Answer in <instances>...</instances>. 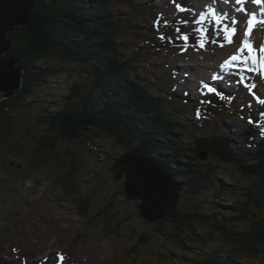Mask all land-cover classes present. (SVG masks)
<instances>
[{"label": "trees", "instance_id": "obj_1", "mask_svg": "<svg viewBox=\"0 0 264 264\" xmlns=\"http://www.w3.org/2000/svg\"><path fill=\"white\" fill-rule=\"evenodd\" d=\"M122 1L38 0L31 24L10 33L16 41L10 55L22 58L24 82L15 97L0 103V171L14 168L6 158L21 154L14 140L16 121L36 108L35 89L59 75L73 74L76 78L69 92L57 103L60 109H46L40 118L52 135L47 133L39 144L32 143L33 148L54 154L60 139L93 142L104 134L115 136L120 146L173 175L187 195L201 203L189 211H173L154 225L171 244L164 258L174 264L256 261L264 254V204H252L255 184L246 186L249 190L242 194L230 173L240 172L255 183L264 164L259 156L264 154V139L242 142L225 123L222 131L205 124L193 126L169 108L171 95L150 77L153 68L146 71L152 66L150 56L156 54V46L147 38L149 32L143 30L146 14L138 5ZM204 151L211 157L205 162L198 158ZM44 154L40 167L48 163ZM29 174L22 180L11 174L16 190ZM74 179L73 175L61 177L58 183L77 199L80 216L89 218L94 200L81 194ZM116 196L124 197L125 191ZM114 206L111 200L89 218L92 227L100 225L113 234L129 224L131 216ZM166 222L172 224L171 229H165ZM7 235L6 229H0L1 244ZM140 237L142 243L149 242V235Z\"/></svg>", "mask_w": 264, "mask_h": 264}, {"label": "rangeland", "instance_id": "obj_2", "mask_svg": "<svg viewBox=\"0 0 264 264\" xmlns=\"http://www.w3.org/2000/svg\"><path fill=\"white\" fill-rule=\"evenodd\" d=\"M165 1L123 0L121 4L133 3L147 6L149 11L145 10V13H150L151 16L157 15L159 20L163 17L171 22L172 18H176L177 12ZM158 5L162 8H158ZM143 21L145 23L146 20ZM155 25L158 28L161 27L162 30L158 33L154 30L149 37L155 41H161L167 49L159 54L158 58L153 54L150 56L149 61L154 67L146 71L153 68L150 75L152 79H155L159 70L166 76L163 80H159L160 82L186 93L188 95L186 100L181 98V92L177 93L173 104L182 115L195 116L198 119L201 117L200 111L207 107L205 103L211 101L215 106L213 103L217 102L216 99L210 100L208 97L196 98V94L201 95L204 92L193 89L189 94L185 91L192 85L190 84L192 82L185 83L186 77H183L181 71L184 65L181 61L190 58V56L184 57L190 52L208 55L222 46L207 43L209 40L207 38L204 40L206 42L203 43L204 47L201 48L199 39H190L189 34H183L179 30L174 31L168 25L159 23ZM206 30L209 33L203 31V35L207 37L214 35L210 29ZM241 33L248 37L251 35L245 27ZM184 36L188 37L186 43L181 40ZM224 37L227 44L223 45H235L228 43L229 35ZM248 37L241 39L236 45L239 54L238 52L229 54V57L242 55L246 64L241 65L242 70L238 73L233 72L237 76L236 85L230 87V91L222 93L230 96L238 93L244 98V100L241 99V103L233 107L238 110L231 113L229 117L226 116L229 122L236 127H241L246 133L256 130L255 133L257 134L258 131L257 135H260L261 128H264V103H261L264 100V52L260 51L262 48L260 44L253 42V38L249 40ZM245 42L254 49V54L258 58L257 62H252L249 54L239 51L244 47ZM249 61L253 66L251 72ZM248 69L249 71L243 72ZM170 75H172V80L169 83L167 77ZM189 76L191 77L189 81L197 80L199 77L194 73H190ZM75 78L73 74L67 77L61 76L58 80H50L37 87L34 92V101H37L36 108L31 112H25L26 117H21L16 121L14 140L19 143L21 154L6 158L14 165V168L13 166L4 167L3 171H0V229L2 231L6 229L8 234L3 238L4 244L0 243L3 252H0V258L5 257V264H174L162 256L166 247H170L171 244L163 238L154 225L141 218L136 208L137 202L116 196L124 190L125 180L116 181L111 168L115 159L122 157L129 151V148L119 146L115 136L102 135L93 142L87 139H76L73 142L60 139L57 152L54 154L39 153L33 148L32 143L39 144L43 136L48 133L46 126L40 122L41 116L46 109L49 112L60 109V105L57 104L61 101L59 98L69 92ZM224 85L226 86V83L223 87ZM258 97L260 99H257ZM249 119L253 122L249 123ZM215 120L213 118L208 124L214 125ZM48 134L51 136L52 132L49 131ZM43 154L47 157L48 163L40 167L39 163L43 160ZM15 165L23 171H18V169L15 171ZM26 172L30 173L28 178L17 183L16 186L20 189L16 190L13 181L10 180L11 174L22 180ZM71 175L75 177L73 181L78 185L81 194L90 196L94 200L89 218L95 217L108 202L113 200L117 205L114 206V210H118L124 216H131L129 224L113 234L100 225H95L93 228V223L89 222V218L85 219L80 216L77 199L73 197L71 191L58 183L61 177L67 178ZM230 176L237 185H242L240 188L242 194L248 190L243 186L252 185L250 179L237 173L233 172ZM229 195L232 197L231 194ZM197 204H201L199 199H191L185 195L181 196L178 207L180 210L189 211ZM89 227L91 229L85 231ZM171 227V223H165V229H171ZM83 229L85 233L81 234L80 231ZM143 233L150 236L148 243L140 241V235ZM217 243L221 244L219 241ZM206 245L213 247L210 243ZM61 255L63 256L62 261ZM248 264H264V255L256 261H249Z\"/></svg>", "mask_w": 264, "mask_h": 264}, {"label": "water", "instance_id": "obj_3", "mask_svg": "<svg viewBox=\"0 0 264 264\" xmlns=\"http://www.w3.org/2000/svg\"><path fill=\"white\" fill-rule=\"evenodd\" d=\"M38 0H0V102L11 99L22 89L24 65L22 58L11 55L16 41L10 36L18 27H28L32 10ZM116 181L125 179L126 199L137 202L142 219L154 224L163 220L178 208L181 187L150 159L137 157L129 152L115 159L111 168ZM136 177L133 185L131 175ZM262 183L257 189L253 203L264 202V167L261 170ZM145 193L148 202L145 201Z\"/></svg>", "mask_w": 264, "mask_h": 264}, {"label": "bare ground", "instance_id": "obj_4", "mask_svg": "<svg viewBox=\"0 0 264 264\" xmlns=\"http://www.w3.org/2000/svg\"><path fill=\"white\" fill-rule=\"evenodd\" d=\"M214 1H216V4H213ZM165 2L166 4L170 6V8L174 7L177 12L176 19L173 21V24L176 30L181 31L182 33H187V34L192 35L193 36L191 37L192 39H196L197 36L202 37V35L200 34H203V32L199 31L198 27H205L207 26V23L214 22L211 19H214V20L216 19L212 14L213 9H215L217 11V15L219 16V19L221 16L222 17L220 19L221 22L219 26L215 28V30H217L218 32L208 38L209 40L207 43H210L211 45H214V46L225 44L226 43L225 38L221 34H224L227 31L231 32L229 30L233 27H237V29H241L245 27L244 22L249 17L248 12L242 10L243 5L241 6L242 9H239L238 7H236L235 9L236 11L235 10L233 11L234 0H228L227 3H225V0H166ZM247 2L249 3V0H247ZM205 7H209L210 10L206 12V17L204 18L205 22L204 23L199 22L198 24L197 14L199 12H203ZM158 8H162V7L158 5ZM248 9L252 11L254 8L248 7ZM227 13H228L227 19H225L223 15ZM236 18L239 23L233 22V20ZM262 31L263 32L261 33V35L264 37V29ZM256 33H257L256 31H253V36L255 37L254 42L257 40V43L261 44L262 46L263 41L262 39H259L258 35H255ZM181 40L183 43H186L184 39H181ZM198 41H199V44L201 42L206 43L203 39L198 40ZM206 46L208 47L207 44ZM160 47L161 49H164L163 46H160ZM236 52H238L236 45L235 47L229 46V45H223L222 47L215 49L213 53L208 54V55L200 54L198 52H190V54H185L184 57L190 56V58H187L186 60L181 61L182 64L184 65L182 75L183 77H186L190 73L198 74L199 75L198 80H196L195 82L191 81L192 83L190 84H194L195 85L194 87H197V90L201 92L206 91L207 85H210L211 88L221 87L220 82L214 79L212 71H216L217 73L227 77L225 82L229 86H234L236 85L237 80L233 78L229 79L230 76H228L227 74V72H229L228 71L229 68H224L222 66L225 61L229 60L230 58L229 54L236 53ZM202 59H206V60H202ZM237 63L238 62H236L233 65H235L236 69L238 70L240 64H237ZM251 64L252 63L249 62V65ZM234 77L236 78L235 75ZM190 86L191 87H189L188 89L192 88V85ZM222 90H223V87H222ZM212 93H215V92H208L206 93V95L212 94Z\"/></svg>", "mask_w": 264, "mask_h": 264}, {"label": "snow or ice", "instance_id": "obj_5", "mask_svg": "<svg viewBox=\"0 0 264 264\" xmlns=\"http://www.w3.org/2000/svg\"><path fill=\"white\" fill-rule=\"evenodd\" d=\"M228 0H225V3H227ZM254 3L256 4H260L262 2V0H253ZM237 3H241V0H237ZM212 14L213 16L216 18V22L219 24L221 21L219 19V16L217 15V11L215 9H213L212 11ZM225 19H227V16H225ZM237 23H239L237 21ZM257 23H264V21H257L256 19V16L255 14H252V18L251 20H249V29H248V32L250 33L251 30H252V26L256 25ZM234 34V33H233ZM163 38V37H162ZM183 39L185 41L188 40V37L187 36H184ZM228 43L231 44L233 43V40L231 37H228ZM237 44H239V40H237ZM223 46V45H221ZM200 47L203 48L204 45L203 43L201 42L200 43ZM239 51L241 53H244L245 51H247L249 53V55L251 56V60L252 62H257V56L254 54V49L251 47V45H249L247 42L244 43V47L240 48ZM261 52H264V48H261L260 49ZM237 61H240V62H245L243 60V57L242 55L241 56H237V55H232L229 60L225 61L224 65L222 67L224 68H230L233 64H235ZM210 91H214L213 89H209ZM261 103H264V100L261 101ZM253 121L251 119H249V123H252ZM257 126H259V122H257ZM261 134L264 135V128H261ZM131 175V174H130ZM131 179H132V183L133 185L136 184V177L134 175H131ZM145 201L146 203L148 202V195L145 193ZM61 261L63 260V256L61 255L60 257Z\"/></svg>", "mask_w": 264, "mask_h": 264}]
</instances>
